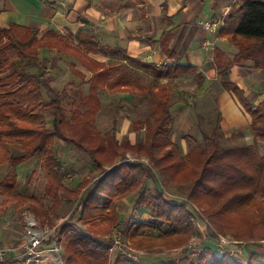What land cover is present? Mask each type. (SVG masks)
Wrapping results in <instances>:
<instances>
[{
    "label": "trees",
    "instance_id": "16d2710c",
    "mask_svg": "<svg viewBox=\"0 0 264 264\" xmlns=\"http://www.w3.org/2000/svg\"><path fill=\"white\" fill-rule=\"evenodd\" d=\"M241 9L245 14L232 34L238 53L229 60L216 52L214 60L222 87L239 97L251 118L246 132L250 142L241 140L244 134L225 137L217 113L210 130L200 129V140L189 131L185 134V152L171 137L172 106L165 87L157 91L132 87L139 90L140 100L147 105L154 101L155 106L147 118L133 123L143 131V139L133 144L119 142L113 132L102 134L93 125L100 108L95 93L105 73H94L88 97L67 117L64 105L71 94L53 85L55 78L48 68V51L56 50L84 64L92 47H72L68 40L50 32L38 38L36 31L14 24L0 27V166L10 168L0 183V195L13 203L15 210H25L38 225L52 231L45 244L62 245L65 264H108V242L102 237L121 226L136 249L151 252L182 246L194 230L197 213L193 206L218 234L228 231L236 241L257 245L245 259L228 253L219 256L213 250L210 259L189 264H264V243L260 245L264 242V152L260 150L264 146V101L257 106L244 103L229 81L233 64L251 60L264 68V0H243ZM96 51L95 47L92 52ZM118 59L128 60L126 56ZM26 68L35 69L36 75H29ZM188 72L184 66L171 64L151 71V75L162 80ZM198 80L197 90L201 88ZM56 141L87 155L97 175H85L74 188L68 186L67 168L58 159ZM129 153L146 158L148 165L125 160ZM35 159L45 172L43 191L48 205L33 195L14 192L11 177L16 169ZM148 179L156 184L155 190L148 188ZM172 188L182 200L170 199L168 190ZM62 194L76 204L74 214L57 225L54 215ZM133 194L135 201L123 223L118 203ZM75 216L85 231L73 229ZM119 263L116 259L115 264ZM146 264L177 262L151 260Z\"/></svg>",
    "mask_w": 264,
    "mask_h": 264
},
{
    "label": "crops",
    "instance_id": "0c3cea01",
    "mask_svg": "<svg viewBox=\"0 0 264 264\" xmlns=\"http://www.w3.org/2000/svg\"><path fill=\"white\" fill-rule=\"evenodd\" d=\"M242 1L0 0V27L7 28L14 24L36 31L38 38L50 32L56 37L68 40L72 47H92V50L86 53L84 64L76 63L56 50L48 51L51 55H47L48 61H55L53 68L48 67L51 74L56 68L57 60L61 59L67 64L64 70H59L61 73L69 70L74 76L76 73L82 77L81 87L74 85V81L70 79L60 88L63 90L73 85L76 87L71 93L69 91L70 102L74 101L71 105L78 106L81 99L88 97L94 73H105L95 93L100 107L101 95L116 99L117 102L123 103L122 106H130L131 103L137 104L135 95L129 91L136 86L134 83L125 85L128 80L121 83L120 75H117L118 70L124 75L143 73V70L151 74V71L159 70L165 61L184 66L189 69L188 73L174 79L158 81L160 84L169 85L171 82L181 83L182 80L191 78L194 81L193 90L196 91L192 96L193 102L209 97L220 115L222 133L229 138L233 133H246L251 118L239 97L222 87L214 55L220 52L225 58L232 60L238 53L237 45L232 42V34L245 14L241 9ZM205 22L216 24V29H207ZM95 47L98 51L92 52ZM121 56H126L128 60H119ZM111 69L115 70V76L108 75ZM197 76L200 77L199 80ZM197 80L201 83L199 90ZM229 81L238 89L244 103L257 106L264 101V68L256 67L251 60L233 64L229 71ZM179 90L182 91V96L192 98L184 90ZM75 101L79 103L75 104ZM178 101L177 104L183 102L182 107L191 106L188 100ZM179 120L185 123L186 116L181 114ZM114 135L116 139L119 136L118 133ZM132 135L140 140L143 139L144 133L139 130ZM129 142L133 144L137 140ZM130 196L133 198L128 203L130 206L123 205L121 210L118 206L123 223L127 222L135 195H129L121 201L127 202ZM124 208L126 211H122ZM122 227L120 230L123 239L130 242Z\"/></svg>",
    "mask_w": 264,
    "mask_h": 264
},
{
    "label": "rangeland",
    "instance_id": "374dc122",
    "mask_svg": "<svg viewBox=\"0 0 264 264\" xmlns=\"http://www.w3.org/2000/svg\"><path fill=\"white\" fill-rule=\"evenodd\" d=\"M47 55L51 57V55H49V52L47 53ZM54 62L55 61H48V67L53 68ZM56 65H58V67ZM56 65V68L52 70L53 78H55L53 85L56 88L60 90V88L64 87L65 83L70 79L74 81V85L78 84L79 87L83 85L82 77L77 76L76 73L74 76V74L70 73L69 70H65L63 73L59 71L64 70L67 66V64L63 60H57ZM26 71L29 75H36L37 73L36 70L33 68H26ZM115 74L116 73L114 69H111L108 73V75L110 76H115ZM117 75H120L119 81L121 83L128 80L125 82V85H127V83H134V86L136 87L153 88L156 91L159 90L161 87H165L168 102L172 106L171 110L173 117V125L171 137L174 142L179 145L182 151H186L187 149V144L184 140V135L188 131L191 132L194 137L200 140V129L208 131L215 123L217 110L216 106L211 104L210 100L208 99L209 97H205L202 100L200 99L196 102H193L192 96L193 94L195 95L196 91L193 90L194 81L191 78L182 80L181 83L171 82L168 85L160 84L158 80H156L149 72H145V70H143V73L133 72L127 75L122 74L121 71L119 72L118 70ZM74 85L71 88L65 87V91L67 93L70 91L71 93L72 90L76 88L74 87ZM179 89H182L186 93L190 94L192 98L187 99L186 96H182V91H180ZM138 92V89H136L135 91L132 90L133 95H136L137 104L134 105V103H131L129 104L130 106H122L123 103L121 104L117 102L116 99L101 95L100 101L102 104L99 112L96 113L94 116V127L102 134H104L106 131H111L115 134L118 133L119 136H117V140L119 142H134V140H139V137L133 138L132 134L137 133V131H139V129L133 130V128L136 127L133 125V123L147 118L150 114L152 107L155 106V102L152 101V104L150 105L145 104V102L140 100ZM178 99H183L186 101L188 100L187 102L191 106L188 107L187 105L186 107H182L183 102L177 104L179 102ZM78 103L79 101H75V104ZM64 107L67 117H70V110L73 109L75 105H71L69 102L65 104ZM181 114H184L186 116L185 123H182L179 120ZM243 134L244 138L241 140H244L245 142H250V137L247 136L246 133ZM55 149L58 159L67 168L66 182L68 186L74 188L85 175H89L91 177L97 175V172L92 168L93 165L87 155L79 152L70 145L63 144L60 141L55 142ZM260 150L264 152V146H261ZM126 156L127 157L125 158V160H128L133 163L139 162L143 165H148V160L144 157H139L131 153L127 154ZM123 170L124 168H122V171ZM9 171L10 168L7 165L0 166V183L6 179V176L9 174ZM11 179L15 184L14 192H21L26 193L27 195H33L35 198L42 202H45V204L48 205V202L44 200L43 191L45 185V172L42 167V164L38 160L35 159L29 161L23 164L21 167H18ZM147 186L150 191H153L157 188L156 184L150 179L147 180ZM168 192L166 193H168L170 199L182 200V196L177 194L174 188H172L171 191L168 190ZM131 197L132 196L128 197V200L126 199L127 202L123 201L118 203L120 210L121 206L123 205L130 206L128 203L132 201L133 198ZM61 199V204L57 207L56 213L54 215V221L57 225L66 221L71 214H74L73 210L76 204L75 201L73 202L65 194L61 195ZM193 208L197 213L196 219H194L193 221L194 230L192 234L186 238L184 244L173 249H155V251H151L155 253H150L146 250L139 249L150 253V255H148V257H146L145 261L142 263H150L151 260L159 262L160 260L169 259H173L177 262V264H189L191 262L198 263L201 261L203 262L206 259H210L211 255L214 254L213 250L215 251V253L217 252V255L219 256L224 255L223 253H225V255L226 253H228L229 255H237L245 259L249 251L255 250L257 244H254L253 241H236L234 238H232V235H230L228 231H225V234L221 235L215 232L207 218L202 215L201 211L196 206H193ZM125 209L126 208H124L122 211H126ZM30 216L32 217V215L26 212L25 210H15L13 208V203H11L5 197L0 195V237H2V240L0 241L1 247H15L21 243V239L24 234V225L26 217L29 218ZM76 217L77 216H75L73 221L71 222L73 229L81 232L85 231L86 228L82 227L80 223L76 221ZM142 218L146 219L147 216H143ZM38 226L39 228H42L40 225ZM43 229L46 230L47 228ZM117 229L120 230V228ZM111 230L112 228L110 229L107 235L102 237V239L106 243H109V240L111 238ZM219 236L229 241V246H224L223 249L219 248ZM263 243L264 242H261L260 245H263ZM190 244H192V247L188 250V246ZM60 249V258L65 264L67 255L64 252V247L62 245H60ZM116 259L120 260L119 264H126L125 259L117 257L114 258L115 261ZM52 261V259H49L45 263L52 264Z\"/></svg>",
    "mask_w": 264,
    "mask_h": 264
},
{
    "label": "built area",
    "instance_id": "2783aa9c",
    "mask_svg": "<svg viewBox=\"0 0 264 264\" xmlns=\"http://www.w3.org/2000/svg\"><path fill=\"white\" fill-rule=\"evenodd\" d=\"M204 26L212 31L216 29V24L212 22H205ZM171 64L172 61H165L160 67L163 65L170 66ZM51 232L49 229L39 228L33 217H26L21 243L15 247L5 248L0 246V264H10L17 261L22 262V264H46L45 262L49 259L53 260L52 264H64L60 258V246L56 242L45 244ZM218 246L223 249L224 246H229V241L219 236ZM191 247L192 244L188 246V250ZM150 253L137 250L130 242L123 239L122 232L119 229L112 228L108 244V262L110 264H115L114 258L116 257L142 263Z\"/></svg>",
    "mask_w": 264,
    "mask_h": 264
}]
</instances>
